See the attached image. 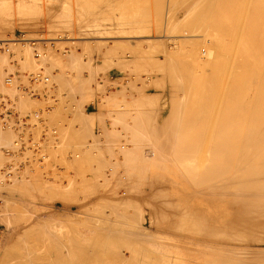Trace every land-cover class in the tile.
I'll use <instances>...</instances> for the list:
<instances>
[{"label":"bare ground","instance_id":"1","mask_svg":"<svg viewBox=\"0 0 264 264\" xmlns=\"http://www.w3.org/2000/svg\"><path fill=\"white\" fill-rule=\"evenodd\" d=\"M4 1H6V0H0V37H3V36H1V34H3V32H5L6 30L9 31V29L12 28L11 30L13 31V28L17 24V20L13 17V15H14V13L12 12L13 10L10 11V9L12 8L11 4L4 2ZM89 1H87V2H89ZM100 1H102V0H100ZM148 1L146 0V2H148ZM154 1H156V0H154ZM18 2H19V0H18ZM67 2H69V1H67ZM84 2H86V1L84 0ZM143 2H144V0H143ZM158 2H160L158 10L161 11V13H164L163 11H166L164 6H166L167 0H159ZM80 3H82V2H80ZM138 3H139V1H138ZM168 3H169L168 4L169 7H167V8L169 9L168 13H170V16H169L170 18L169 19L166 18V19H168V21H169L168 22L169 28L172 27L173 28L172 30L175 32V35H176V36H174V32H171L173 34L172 36H174V37L169 36L170 40L172 39L171 42L173 43V45L175 47L174 48L175 52H177L176 50L180 49L181 47H186L189 50H190V48H192V50L188 51V53L191 52L190 53L191 55L189 54L190 56L189 55L188 56L190 58L192 57V59L194 58V63H193V60H192V63L195 64V67L192 64L185 66L183 62H182L183 64H181L180 61L178 62V60H176L177 58H175V57L173 59L172 56H177L178 52L176 54L172 55V53H174V51H171V50H167V52H166L167 53L166 56L169 59L172 58V60H169V59L167 60L168 62L169 61L171 62V63L169 62V65L164 64V65L158 66V70H156L154 67H152L153 65L155 66V63L152 66L148 65L147 67L150 68L149 66H151L153 69H155L154 71H160V74H161L162 72L165 73L166 71H168L170 65L172 64L173 68H174V73L173 72L172 73H173V75H175L174 76L175 78L173 77L174 80L177 79V80H179V82L181 80L184 81L183 84H181L182 82L178 83L181 85V86L179 85L180 87L177 84V82H178L177 80H176L177 82L173 81V82H176L175 84H177V89L175 90V93H177V95L176 94L175 95L177 98H179L178 95L183 94L182 96H185L184 100L186 98V100H185L186 102L185 101L183 102L182 101L183 99L180 100V98L179 99L175 98L176 99L175 101H174V99L170 98L171 101H173V105H171L169 107V109L170 108L171 109L168 113V116L166 117L165 120H163L162 124L157 125V124H153V123L150 124L149 122H156L158 117L154 118L153 116H156L157 112H162L165 110L164 108H162L161 110H159L160 108L157 109V107L160 106L163 102V95H161V94H150L149 93L150 95H143L144 92L142 93V89H141L143 86L140 88H137V86L135 84V86L137 88L136 90L141 89V92H140L141 94L138 92L140 97H137V95H136L137 99L134 98V89L127 88V89H125V91L124 90L119 91V89H118L119 92L117 91L118 94H120V95L122 94V96L124 95L123 97L121 96L123 98V100H121L120 97H118L117 93H116L117 97H115L114 95H113L114 96L113 97L111 95L113 99H109V101L106 100V101H108V104H114L118 108H122L120 105V101L123 102L124 104H126L125 101L128 100V98L126 97V94H128L130 97L129 98L130 102H132V100L134 102V99H135L136 100L135 102L140 101L139 103L137 102L138 105L139 104L145 105V107L142 106L144 108H146V107L149 109L153 108V109L148 110L147 114H145L146 111H144V114L146 116L144 114H142V115L136 114V111H135L136 115H132L133 119L132 118H129V119L126 118L128 120H130V119L133 120V121L132 120L130 121V122H133V124H130V126L127 125L129 127H127L125 125V127H127V129L123 126V124H122V126L124 127L123 129H121L122 127L117 128V125L114 126V129L112 127H110L113 130L112 134L110 135V133H109L110 128H109V130H107V129H105V127H106L105 126L104 127V129H105L104 134L106 136L104 134H102V135H104L103 137H105V140L108 138V140L110 141L111 144L113 142H115V144H116L112 149H111V147H108V150H106V151L103 150V151H105L106 153H109L110 149H111L113 151V153H115L123 161L122 162L120 160L121 162H119V165L117 162V165L121 166L123 164L124 167L126 168L124 170L123 169L124 167L123 168L116 167L115 172H113V169H114L113 166L114 165H112L113 168H112V170H110L111 174H109L110 173L109 169L111 167L109 165L110 167H109L107 172L110 176H108V177H113L115 174L119 173V171H122V174H123V170H124V174L121 176V174L119 173L120 177L117 174L119 179L117 178L115 180L117 182L120 181L121 185H118L120 183H118V184L115 183L114 187L116 185H118L119 188L123 187L127 190V192L129 191L128 192L129 194H132L133 196L131 195L128 199L126 198L127 200L122 199L121 200L122 204H119L121 201L119 203H116L115 201L105 200V199L100 201L101 199L99 198L100 200H99V204H97L98 206L96 205V209L91 207L94 210L91 209L90 214H92L91 212L95 211V210H100L98 212L99 213L101 212V214H102L103 211L106 210V208L107 209L109 208V209H111V211L113 209H114L113 211L116 210L115 214H117L116 215L117 217H116V222H114V223L112 222L114 219L112 221H110V218L112 217L109 215V213L111 214L110 210H109L110 212L108 211L109 213L107 212L108 213L107 215H106V213L105 214L103 213V215H106V219H104L105 218V216H104V218H101L102 219L101 221H98L99 220L98 218L100 215L97 217L98 214H96V215L94 214L95 217H97L98 222L95 221V218L93 220V218H91L88 215L87 218L90 217V219H92V221H93L92 222L90 219L86 218L88 221H90L88 223V225H90L89 227H91V225L93 224L91 228H93V227L95 228V229L93 228L94 231L92 230L93 231L92 233L87 232V231L81 233V231L83 229L86 230L85 225H83L84 226L83 227L81 225V223L79 224L80 228L78 227L79 230L77 229V227H76V229H74L75 227L71 228V226L72 225L75 226V224L71 223L72 224L71 225L69 221H68V223L70 225L69 229L65 228L64 230H62V229L57 230L56 227L53 228L50 225V223H52V222L48 221V220H50V218L46 217L47 219H45L43 216L45 221H43V218H42L43 222L41 220H40L41 221L40 222L39 218H38V222H40V223L35 221L37 223V225L35 224L34 226H33V224L30 223L32 226H30V227L28 226L29 228H26V231H24L25 229L23 228V231H21L22 235L20 234L19 237L15 236L16 239L15 238L12 239L15 242H13V243L11 242L12 243L11 244L8 241L9 245L11 244L10 246L9 245L7 246L8 248H5L6 247L5 241L7 238L5 235H8L6 233L8 231V230L6 231V229H8L7 226L14 223L13 225H16V226H13V227H15V228L17 227V229H18L19 226L17 224L20 225V223H23V224L28 223V221H26L27 219L25 218L28 214L29 215L27 216V218L30 217L32 213L36 214V212H32V211L37 210V212H38L40 210V209L34 210L36 208L35 206L40 205V204H37L35 202L31 203V204L30 203L26 204L27 203L26 202L25 205H23L24 208H22V206H21L23 204L22 201L20 200L21 201V203H20V201L18 199H16L19 201L20 206L14 205L18 209V211H15V213L17 212L18 214H14L12 212H14V209H16V208H11V207H12L14 202L17 205L18 201L13 200L11 197L13 196V198L15 199L14 194L16 192H18L17 194H21V196L22 195L25 196L26 195V194H24L25 192L28 193V195L26 197H28L29 195L32 196L31 192L33 191L32 189L34 187L29 189V187H31V186H26V185L32 184V186H33V182L35 181L34 183H36V180L34 179L35 177L33 178V176H35V175L37 176V173L38 172L40 173L41 172L40 170H42V168L43 169L48 168L46 166L45 167L43 166L42 168L39 167V169H38V168H36V166H38V165L42 166L45 163L48 166L52 165L53 159H55V158L57 159V160L56 159L54 160L56 163L55 166H57L58 159H61L59 157L61 155H57V154H59L60 150L62 148L64 149L67 146V144H68V146L65 148V151H67L66 153L68 154L69 159H71V157L73 158L75 156L76 159L78 160V158H79L78 155L81 153H79L77 151L78 148H76V147H75V151H77L76 153H79V154H75V152H73V150L71 151L72 153L69 152L71 150V148L74 149V147H71L70 145L71 144L73 145V143H77L78 147L83 146L82 149H85L84 143H87V144L91 143L90 140H89L90 141L89 143L86 141H87V138L90 139V134L92 133V126L94 125L95 120L96 119L98 120V118H99V120L102 121L103 120L102 117L105 115V113H103V116L101 114H99V116H98V115H95L94 113L88 114L87 112H84L83 109H85V108H83V106H87L86 104L89 103V99L94 96V93H92L93 91L86 86V83L82 78H80V79L85 84L83 82L77 83L78 79L76 76V79H77L76 83L78 85H76L75 88L71 83L69 85V87L73 88L72 90H76V91H74V94L75 95L78 94V96H80V99H79V97L77 99V95H76V97H74L73 93H70L71 89L69 90L67 88L68 86L66 87V85H68V82L70 80H67L68 77H67V79H64L63 74H62L63 77L61 76L60 79L66 85L63 84L61 82V80H60V82H57L59 80V78L56 77V84H57V87H56V85L54 84V81H55L54 77L58 76V73L56 75V74H54L55 72L53 73L52 71H55V69L58 68V67H55V65L58 62V60L56 59L57 57L53 56L48 60L45 57V52H44L43 48H37L34 45V47L37 48L34 50V47H30V46L28 47L29 44L25 43V45H24V42H30V43L36 42V43H38V40L37 41H35V40L31 41V39H30V41H29L27 39L25 41L24 36H22V39H18V38H14L12 35L11 36L14 38L13 39L12 37H10L12 40L11 39L9 40L8 38H7V40L6 39H0V107H5V108L10 110V113H7L4 117L0 116V255L2 254V256H4V257H2V259H5V261H6L5 262L4 260H2L1 256H0V264H3V263L4 264L5 263H8V264H10V263L11 264H34V262H35V260H33L34 258H36L35 264H264V0H168ZM76 6H78V5H76ZM88 6H89V4H88ZM88 6H86V7H88ZM123 6L125 7V5H123ZM36 7H38V6L36 5ZM70 7L71 6H69L68 8H70ZM23 8H24V6H23ZM41 8H43V7H41ZM68 8H66L67 11H69ZM80 8H83V7H80ZM147 8H149V7H147ZM12 9H14V8H12ZM70 9H72V7ZM90 9L93 10V8H89V10ZM180 9H182V10L184 9V11H186V13H185L186 16L183 17V15L181 14L183 19L179 18L180 13L182 12V10L180 11ZM78 10H79V8H78ZM147 10L148 9H146V11ZM84 11H85V9H84ZM87 11H88V9H87ZM95 12L96 11H94V13ZM166 12H165V14H168ZM32 13H34V12H32ZM142 13H144V12H142ZM165 14H164V17H165ZM20 15L24 18L26 13H20ZM28 15H31V14L28 13ZM40 15H41V13H40ZM67 16L69 17L68 14H67ZM159 16L157 17L158 19H159ZM161 16H162V14H161ZM62 18L64 19V17H62ZM124 18H125V16H124ZM162 19L164 20V18H162ZM178 19H180V20H178ZM21 20H24V19L21 18ZM160 22H163V21L161 20ZM91 23H92V21H91ZM163 24H165V23H163ZM176 25H177V28L179 26L182 27L185 25H187V26L189 25V27H192V29H194V30L192 32L188 31L187 33H184V34L181 32L182 34L179 35V33H176V30H178V32H179V31H181V28L180 29L175 28ZM69 26H70V24H69ZM167 28H168V25H167ZM167 28H164L163 30H165ZM174 28H175V30H174ZM184 29H182L183 32H184ZM81 30H82V28H81ZM99 30H100V28H99ZM127 30H125V31H127ZM144 30H143V33H146V32H144ZM132 31H133V29H132ZM135 31H137V30L135 29ZM161 31L159 34H161ZM109 32L111 33V31H109ZM137 32L139 33V31H137ZM137 32H135V35L138 36V34H136ZM169 32L170 31H168V34H171ZM94 33H96V32H94ZM100 33H102V32H100ZM104 33H106V32H104ZM129 33L133 34L132 37L135 36L134 33H132L131 31ZM143 33H142V31L139 33L141 35L138 37V39H143V40L148 39L149 41H151L149 38L150 37L149 33H147L149 35V37L145 34L143 35ZM156 33H158V32H156ZM115 34H116V32H115ZM124 34H128V33L124 32ZM131 34H129V35H131ZM177 34L179 36H177ZM87 35H88V33H87ZM102 35H103V33H102ZM162 35H163V33H162ZM132 37H130V38H132ZM154 38H156V37H154ZM158 38H160V37H158ZM92 39H94V37ZM48 40H50V39H47V42H48ZM143 40H142L143 44L141 43L142 45H144V42L147 41V40H144V41ZM115 41H113V42H115ZM154 41H155V39H154ZM154 41L152 39L151 42L157 43ZM134 42H138L139 44L136 43L138 46L141 45L139 40L138 41L134 40ZM151 42L147 43V45H149V44L151 45ZM100 43L101 42L99 41V44ZM126 43H128V45H129V42H126ZM126 43L123 42V45ZM33 44L34 43H32L31 45H33ZM40 44H42V43H40ZM119 44H120V42H119ZM119 44L117 43L116 46ZM131 44H133V43H131ZM88 45L89 44H87V46ZM103 45H104V43H103ZM103 45L101 43L102 47H103ZM123 45L121 43V45H119L117 47H119V48L120 47L121 48L126 47L125 45L124 46ZM156 45H152V46H156ZM12 46H15V48H13ZM17 46H19V47H17ZM22 46H26L25 49H28V51L30 48H33L29 51V53L31 55H34V58L29 53H27L28 51L25 52L24 57H22L21 56L22 51L24 52V50L21 49ZM101 46H99V47H101ZM105 46L106 45H104V47ZM117 47H115V44H114L113 48H111L109 46L108 47V49H110L109 52L111 51V49H115V48L117 49ZM127 47H126V49H127ZM164 47H165V45H164ZM22 48L24 49V47H22ZM90 48H91V46H90ZM136 48H134V50L131 49V51H135ZM149 48L151 50H153L152 47H149ZM172 48H173V46H172ZM98 49H100V48H98ZM138 49H139V47H138ZM140 49L142 50V47ZM85 50H87V49H85ZM92 50L93 51L90 50L91 51L90 54L94 52V48ZM154 50H156V49H154ZM180 50H182V49H180ZM116 51H118V49ZM146 51H148V50L146 49ZM164 51H165V49H164ZM31 52L34 54H32ZM109 52H107V53L109 54ZM149 52L150 51L147 52L148 53L147 55H149ZM151 52H153V51H151ZM88 53H89V51H88ZM100 53H101V51H99V54ZM116 53H118V52H116ZM122 53H124V52H122ZM154 53H151V54H154ZM166 53L164 52V54H166ZM137 54H139V52ZM142 54H143V52H142ZM164 54H163V57L165 56ZM179 54L184 55L183 52H180ZM186 54H187V52H186ZM121 55L122 54H120V56ZM132 55H135V53ZM6 56L7 57L11 56V58L9 57L10 59L8 60V58ZM20 56L22 57V60H21L22 62H19L20 58H21ZM106 56H109V55H106ZM113 56H115V55H113ZM116 56H117V54H116ZM155 56H157V55H155ZM30 57H32V60L34 62L36 61V63H34L35 64L34 67L37 70H35V68L33 66H31L33 69L28 68V66L30 67V65H34L33 62L31 63ZM124 57H123V59H124ZM137 57L135 56V58H137ZM144 57L146 58V56H143L142 58L140 57L141 59H139V60L144 59ZM151 57H153V56H151ZM79 58H81V57H79ZM104 58H105L104 59V65L101 66V68H103L102 73H105L104 71L106 69H109V67H111L113 64L115 65V63H113L111 66H109L108 63H110V62L108 60L110 58L108 60H107V57H104ZM117 58H118V56H117ZM190 58H188V60ZM15 59H17V60H15ZM73 59H75L74 56H73ZM100 59H102V57ZM155 59L157 60V58H155ZM155 59L153 61L156 62ZM178 59H179V56H178ZM11 60H13V61L9 62ZM45 60L48 61L46 64H45V62H46ZM120 60H122V59L120 58ZM135 60L133 57L132 59H130V61L129 60L128 61H129V63L130 62L132 63L133 61L135 62ZM180 60H183V59L180 58ZM79 61H81V60H78V63H79ZM110 61L112 62V60H110ZM117 61L118 60L116 59V62ZM124 61H126V60H124ZM124 61L122 60L123 63L121 62L122 63L121 65L124 67L128 66V61L126 64H124L125 63ZM118 62H119V64L116 63V65H119L118 68L122 67V66H120V61H118ZM162 62H164V61H162ZM162 62H160V63H162ZM9 63H11L10 67L12 69L10 67H8ZM21 63L24 64L25 68L27 67L28 69H32V70H30L31 73L34 72L29 77V82H27L28 80L22 81L20 79L21 78V74H19L20 72L19 73L14 72L13 75H10V72L12 70L17 71L16 70L17 66L19 68L18 70H20ZM42 63H44L45 66L48 64V67H49V65L53 64L52 65L53 68L51 69V66H50L49 68L43 69L44 67L41 66ZM73 63H75L74 60H73ZM142 63H144V62H142ZM158 63H159V60H158ZM160 63H159V65H160ZM187 63H189V62H187ZM190 63H191V61H190ZM5 64H7V65H5ZM37 64H39V65H37ZM67 64L70 65V67H71V63H67ZM148 64H149V62H148ZM86 65L87 64H85L84 67H86ZM135 65H136V63H135ZM145 65L143 64V66H145ZM5 66H7L8 69L10 68V72L8 71V69H6L7 67H5ZM13 66L15 68H13ZM75 66H77V65H75ZM133 66H134V64L132 65V68H135ZM22 67H23V65H22ZM40 67H42V68H40ZM124 67H123V69H126ZM132 68H131V70H132ZM137 68H138V65H137ZM26 69L25 70L21 69L20 71L23 70L22 72L25 73ZM47 69L48 70L50 69V71L47 72L48 71ZM78 69L83 70V68H77V72H78ZM171 69L172 68L170 67V71H171ZM33 70H35V71H33ZM45 70H47V71H45ZM90 70H93V69H90ZM126 70H128V69H126ZM140 70L143 71L142 68ZM148 70L149 69H147V72H148ZM30 71L28 70V72H26V73L29 74ZM44 71L47 72L48 75L50 73V75H49L50 77L48 75H46V73H44ZM56 71H57V69H56ZM137 71H138V69H137ZM52 73L54 74V76L52 75ZM156 73H154V74H156ZM8 74H9V76H8ZM130 74H132V73H130ZM60 75H61V73H60ZM161 76L159 78H162L163 76H164V78L167 77V76H165V74L162 77ZM22 77H23V75H22ZM51 77H52L53 81L50 79ZM133 77H134V75H133ZM138 77L139 76H137L136 78H138ZM23 78L27 79V75H26V77H23ZM130 78H132V77H129V79ZM150 78H151V76H150ZM138 79H136V81ZM144 79H147V78H144ZM169 79H171V78L168 76V80ZM20 80L22 81V83L24 85L26 84V82L28 84L26 86H24V85L20 84L21 83ZM64 80H67L68 82L66 83V82H64ZM154 80H157V78ZM129 81H131V80H129ZM106 82H108V81H106ZM115 82L117 83L118 81H115ZM124 82L126 83L127 81H124ZM142 82H148V81L143 80ZM164 82H165V80H164ZM60 83H62V85L65 86V90L68 89V91H65V93L68 92L67 94H63L60 96L59 93H63L62 88L64 89V87L61 86ZM110 83L113 85L114 82L113 83L110 82ZM90 84H91V81H90ZM104 84H105V81H104ZM133 84H134V82H133ZM152 84H153V82H152ZM171 84L172 83L170 82L169 85H171ZM58 85H59V90L61 87V92H58V90H57ZM115 85L116 84L114 83L113 87H115ZM141 85H142V83H141ZM144 85H145V83H144ZM153 85L155 86V88H157V90L162 89V86H160L161 85L160 83L159 84L156 83ZM162 85H163V83H162ZM173 85H171V88L173 87ZM89 86H91V85H89ZM101 86L103 87V84ZM101 86H100V91L104 95L105 92H103L104 89H102L103 91L101 90ZM104 86L107 87L108 86L107 83ZM117 86L120 87L119 85H117ZM145 90H146V87H145ZM100 91H99V93H100ZM162 92H163V90H162ZM171 92H173V91L171 90ZM138 93L136 92V94H138ZM100 95H101V93H100ZM173 95H174V92H173ZM111 96H109V97H111ZM188 97H191V99L190 98L188 99ZM118 98H119V101H118ZM138 98H139V100H138ZM27 100L29 101V103ZM30 100L35 101V103H37V102L39 103V104L38 103L35 104L34 102L33 103L31 102L32 104H35V105H43L44 104L43 106H45L46 108L35 111V113H33V114L30 113L32 115H29V112L30 111L32 112V110H30L28 112L26 110V107L28 105H29L28 107H30V105H32L30 103ZM64 100H66V101H64ZM73 100L76 102H74ZM24 101H27V103ZM42 102H45V103H42ZM47 102H49V103L52 102L53 106H56V105L58 106L59 104H57V103L60 102V106L62 108H59V106H58V108L56 107L58 109V111H59V109L63 110V106H64L63 111L65 112L64 114L66 116L64 115V119H63L62 116L60 115L61 119H63V122H62V120L60 122H55L57 120V118H56V120H54L55 119L54 115H52V117H53V120H52L50 115L54 113L53 109L55 107L52 106V103L50 104L51 106H49V104H48L49 107H47L46 106ZM77 102H78V104L81 103L80 109L78 108V107H80V104L75 105ZM24 103H25V105H24ZM40 103H42V104H40ZM63 103H65V104L63 105ZM71 103H75L74 105L77 108H75L73 110H77L78 112H76V111L74 112L72 110L71 106L73 107L74 105L73 104L71 105ZM137 103H135V106H133L134 104L132 103L133 104L132 106L135 109L140 107V105H139V107L136 106ZM22 105H24V106H22ZM68 106L70 107L72 112L68 111V110H70ZM154 108H156L157 110H155ZM24 109L28 112V114ZM135 109H133V110H135ZM140 109H141V107H140ZM62 110H61V112H63ZM55 111H56V109H55ZM67 112H70L69 113L70 115L72 113V116L75 115L73 113L77 114L76 117H74L75 120H77V123L75 120H74V122L76 124L79 123L78 125L82 126V128H81L82 130L81 129L78 130L77 128L79 126L76 127L75 126L76 124L74 122H73L74 124L72 122H70L74 126L64 122L65 119L67 118ZM137 112L139 113L140 111H137ZM110 113L111 112H109V114ZM116 113H118V112H116ZM127 113L129 115L130 112H127ZM106 114H107V112H106ZM113 114H114V112H113ZM121 114L122 113H118V121H120V122L122 121L121 120L122 119ZM72 116H71V120L69 119L70 117L68 118L70 121H73V119H74V118L72 119ZM130 116L126 115V117H130ZM55 117H57V116H55ZM104 118L107 119V117H104ZM111 118H114L116 121L115 116L110 117L109 119H111ZM98 121H97V123H98ZM124 122H126V121H124ZM99 123H98V126H99ZM101 123H103V122H101ZM127 123H129V122H127ZM101 127L103 128V126H101ZM101 127H98V128L100 129ZM72 128L73 129L76 128V130H78V131L76 132L74 130L75 131V133H74L73 130H70ZM102 128H101V132H102ZM120 129L125 131L124 133H126V136L123 134V135H121V137L117 138L118 136L116 135V133H120V131L115 132V130H120ZM69 130L72 131L74 134L73 133L70 134ZM106 130L109 133V135H107L105 133ZM82 131H83V133H82ZM123 131H121V132L123 133ZM84 132H86V133H84ZM100 133L98 132L97 134L100 135ZM113 134H114V136L116 135L117 137L114 138L115 140L112 139L113 141L111 142L110 138L114 137V136H112ZM129 135L131 136V138ZM10 136H11V138H10ZM93 136L94 135L91 136L92 141L94 139V138H92ZM12 137L14 140L12 139ZM100 137L98 136L97 138L94 139V141H96V139H98ZM103 137L101 139H103ZM122 137L127 138V140L126 141L119 140ZM4 139H6V141ZM7 139H9V141L12 139V141L9 142ZM116 139H118V140H116ZM105 140H103V141H105ZM98 141H99V139H98ZM7 142H9V143H7ZM100 142H95V143H97V145H98ZM116 142L117 143L120 142V143L117 144ZM110 143H108V144H110ZM143 143L151 145L149 148L152 147L155 152H151V149H152L151 148L150 149L151 154L150 153L147 154V152H145L147 147L145 148V146L141 145ZM93 144H92V146H93ZM102 144H103V142H102ZM102 144L100 143L101 146H102ZM95 145L96 144H94V146ZM100 145L96 146V148L91 149L89 147L88 149L90 151L93 150V152H94L95 151L94 149H97ZM69 147H71V148H69ZM88 149L83 151V153H85V154L83 155V157H82V155L80 156V157H82V158H80L81 160L83 158H86L84 156H87L88 159H90L89 157L91 156V154H92V156H94L95 153L91 152L89 154ZM103 149H105V147ZM106 149H107V147H106ZM204 149L208 150L207 151L208 153H206V151L202 152V150H204ZM80 150H81V148H80ZM65 151H63V152H65ZM61 153H62V151H61ZM66 153L65 154L62 153V154L67 155ZM73 153H74V156L72 155ZM198 153H199V155H198ZM203 153L206 156L208 154V156L206 158H205V156H202L200 158V154H203ZM88 154H89V156H88ZM99 154H102V153H100V151H99ZM110 154H111V152H110ZM110 154H108V156ZM64 155H62V156L64 157ZM105 156H106V154L104 156L100 155V157L98 155V157L100 158L99 159L100 161H98V160L94 161L95 158L92 157L93 158L92 162L97 163V161H98V162L102 163L104 161L101 160V157H104V159H105ZM108 156H107V159H108ZM193 156H194V158L196 156L199 158V160L197 159L198 162H200V159H202L204 157L205 159L204 158L203 159H204V161L206 160L205 161L206 163L203 160L202 161L205 163V165L201 166L200 163H198L200 165L199 166L198 164H195L196 160H194L192 158ZM65 157H67V156H65ZM75 157L73 158V162H77ZM50 159H52V162H51L52 164L51 163L49 164V162H48V161H51ZM88 159L87 160L85 159L87 161V163L90 162ZM107 159H105V162L108 161ZM111 159L109 160L110 164H111V162L113 163V161H111ZM61 160H59L60 163L62 162ZM64 160H65V158H64ZM193 160L195 163L193 162ZM66 161L67 160H65V162ZM83 161H84V159H83ZM86 161H84V163ZM32 162H34L37 165L32 164ZM65 162H64V164H65ZM115 162H116V160H115ZM66 163L68 166L69 163L68 162H66ZM71 163L69 164L70 165L69 167H71L73 165V164L71 165ZM79 163H80V161H79ZM84 163H83V166L82 165L81 166L85 169ZM101 163H98L97 165L99 166ZM104 163H102V164L104 165ZM92 164L93 163H91V165ZM32 165H35V167ZM75 165H77V164H75ZM75 165H73V166H75ZM88 165H90V164H88ZM88 165H86V167ZM93 165H96V164H93ZM105 165H106V163H105ZM115 165H116V163H115ZM30 166H32L34 169L36 168L35 170H38V172L35 171L36 172L35 175L31 174V175H33L32 178L34 181L29 177L30 174H29V176L27 175L28 174L27 169L29 170L32 168V167L30 168ZM100 166H102V165H100ZM77 167H79V166L77 165ZM77 167H73V169L74 168L76 169ZM105 167L108 168L107 165ZM153 167H155L157 169V171L154 174H150L149 168L152 169ZM51 168H52V166H51ZM66 168L68 169V167H66ZM88 168H90V167H88ZM94 168L95 167H91L92 171L90 169L89 170L86 169V170L88 172L89 171L93 172L95 169H97V167L95 169ZM98 168H101V167H98ZM102 168H104V167H102ZM117 168L120 170L117 171L116 170ZM53 169L55 170V168L53 167L51 172H53ZM56 169H58V168H56ZM63 169H62L63 171H60L61 173L62 172L64 173L65 168H63ZM79 170L80 169H78L77 177L79 174ZM71 172H73V171H71ZM99 172H97V170H96V172H95L96 176L95 177H97V178L95 180L92 179L93 181H97L98 179L100 180L99 177H101V176H102V178L104 177V175H100L101 173L99 174ZM54 173L55 172H53L52 175H54ZM65 173L68 174L67 170ZM97 173L99 175H97ZM24 174H26V176L29 177V181L32 180L31 183H29V181L26 180L27 178L24 179L25 178ZM108 174H106V176ZM65 175H63V176H65ZM85 175H86V173H85ZM85 175H84V173L83 174L81 173L79 175L78 179L80 182L78 185H80V187H82L83 189H84V187L88 186L89 189H87V190H89V192H90V190H92L91 188H92L93 183L91 184L92 180H90L91 181L90 182L88 177L85 178L86 177ZM111 175H113V176H111ZM41 176H42V174H41ZM108 177H107V179L109 180ZM55 178H57V177L55 176ZM55 178L53 177V180ZM58 178H60V177H58ZM66 178H67V175H66ZM74 178L76 179V175H74V177L71 179H74ZM75 179L72 180V183H73V181H75ZM38 180L40 181L39 178L37 179V181ZM45 180H47V179H45ZM105 180H106V178L104 177V181ZM42 181H44V180H42ZM49 181L48 182L46 181V182L52 185L53 184L51 182L52 180L50 181L51 183ZM109 181L106 182L107 186L114 184L113 183L114 181H112L113 184L110 181V183L108 185ZM66 182H68V181H66ZM102 182H103V179H102ZM102 182L101 183L98 182L101 185V187H102L103 183H105V182H103V183ZM72 183H71V180H70V183L68 182L69 187L67 186V183H66L67 190H66V186H64L63 188H65L64 189L65 191H63V190H58L59 188L62 189L61 187H58V186H60V184H56L58 186L54 185L56 188L51 189V187H49L47 184H45V181H44L45 186L49 187L47 196L49 198L51 197V200H53V201H60V202L65 203V204L75 205L78 202V200H71L73 198L72 197L73 195L71 196L72 197L71 199L69 198L71 195V193L69 194V191L72 192L74 194V196L78 193V192L77 193L73 192L72 189L76 185H74V183L73 184ZM106 183L103 186V188L105 187L103 190L106 189ZM62 184H63V182L61 183V186H62ZM89 184H91V188H90ZM34 185L36 186V184H34ZM42 185H43V183H42ZM72 185H73V188H72ZM95 185H97V184L95 183L94 186ZM38 186H41V184L40 185L37 184L36 187H38ZM118 186L115 188L118 189ZM36 187H35L34 191L38 189ZM80 187L78 188V190L82 189ZM114 187H112V188H114ZM26 188L29 189L30 191L31 190L32 191L30 192ZM145 188H149L150 191L152 192V195L150 194L151 195L150 197L148 194H146ZM170 188L172 191V193H171L172 195H169L171 191H168V190ZM83 189H82V191L80 190L82 192V194L84 193ZM95 189L99 190V189H97V186L94 188V190ZM42 190H44V189H42ZM96 190L94 192L91 191L92 193H95V194H92V196L93 195L95 196L96 193H98V192L102 193L101 191L97 192ZM113 190L114 189H112V192H113ZM115 190H114V193L117 194V196L120 194H123V196L125 197L127 195L126 193H119L118 194L115 192ZM118 190L120 191V189H118ZM118 190H116V191L118 192ZM122 190H121V192H122ZM188 190H192V194L188 193ZM34 191H33V195H34ZM45 191H46V189H45ZM75 191H76V189H75ZM110 191H107V192L109 193ZM10 192H12L11 194H13V192H15V193L13 195H10V194H8ZM43 192L44 191H42L43 195L47 194V193H43ZM35 193H37V192L35 191ZM85 194L87 195L88 191ZM85 194H83L85 197H87L85 199L89 200L90 199V197L88 198L89 194L87 196ZM115 194H112L111 196L114 197ZM24 196H22V197H24ZM30 196L28 198H32ZM94 196H93V198H94ZM37 197H40V196L38 195V196H36V198ZM76 197H77V195L74 198L76 199ZM148 197H149V200H151V201L153 200L152 203L155 204V205L153 204V206L152 205L150 206V204L148 205V209L152 210L154 214H151L148 212L143 213V211H142L143 209L141 210L142 207L140 206L139 202L145 201V203L147 205ZM36 198H33L32 201H35V200L37 201L38 198L37 199ZM83 198L84 197L82 196V199ZM132 198H134V200ZM44 199H47V198L44 197ZM85 199H84V201H85ZM47 200H49V199H47ZM79 202H81V200H79ZM110 202H112V203H110ZM27 205H30L29 207H32V208L35 207L34 209H30L31 214L28 213L29 208ZM25 206H27L26 208H28V211L26 212V214H25V210H24ZM89 206H92V204ZM93 206L95 207V205H93ZM121 207L122 208H128V209L130 208L133 211H129L128 209L127 210L125 209L126 210L125 211ZM191 207L195 208L196 210H192ZM20 208H22L23 210L19 211ZM120 208L124 212H121V211L119 212L118 210ZM146 208H147V206H146ZM11 209H13V211H11ZM49 209H51V208H49ZM167 209H169V211ZM43 210H45V209H43ZM21 211L22 212L24 211V214L26 216H24V214L21 213ZM113 211H112V213H114ZM104 212H106V211H104ZM66 213H67V211H66ZM87 213L89 214V212H87ZM13 214L15 216H13ZM82 214H83V211H82ZM115 214H114V216H115ZM94 215H93V217H94ZM142 215H145V218L147 217L146 223L150 224L148 228H145L146 226H144L145 219L142 218ZM75 216H76V214H75ZM77 216H78V213H77ZM84 216H86V215H84ZM107 216H108V218L109 217L110 218L108 219ZM154 216L156 217L155 219H157V220L159 218V220L157 222L154 221V223L156 222L155 223L156 225H159V224L163 225L164 230L166 229L168 234H164L163 232L161 233V231H162L161 229L154 231L153 229L150 228L151 224L153 223V217ZM168 216H171V217H168ZM55 217L57 218V216H55ZM100 217H103V216H100ZM79 218H81V220H82V217H80V215H79ZM161 218H162V220H161ZM169 218H171V220H169ZM172 218H174V219L172 220ZM30 219L32 220V217H30ZM40 219H41V217H40ZM67 219L69 220V218H67ZM84 219L85 218H83V221L80 220L82 222V224L87 222L86 219H85L86 222H84L85 221ZM11 220L14 222H12ZM28 220H29V218H28ZM70 221H72V219ZM75 221H76V219H75ZM72 222H74V221H72ZM79 222H77L76 225H78ZM7 223H8V225H7ZM59 223H61V222H58V224ZM74 223H76V222H74ZM64 224L65 223H63V225ZM11 226H9V232L15 231V228L12 229ZM81 227H83L82 230H80ZM131 227H134V228H132L133 231H132ZM51 228H53V229H51ZM102 229L105 232H102ZM173 233H175V234H173ZM185 234H190L192 238H187ZM17 235H18V233H17ZM132 235H133V237H132ZM163 235L166 238L162 237ZM183 236H185L187 238V240H189V239L192 240L191 242H188L185 244L186 245L185 249H183L181 247V241L183 240V238H182ZM174 237H177L178 240L175 241ZM32 240L33 241L36 240L37 241L36 243H38V244L35 245V241L31 242ZM85 240H90L89 243H91V241H95V243L87 244L86 242H84ZM67 241H69V244L66 243ZM32 243H34V244H32ZM31 245H35V246H31ZM35 247H36V249H34ZM123 247H128L131 252H129V254H127V255L125 253H122L121 249ZM65 248H67V249H65ZM156 249L160 251L159 254L162 253V254H160L162 256L156 254V253H158V251L156 252ZM154 251L156 253H154ZM186 251H188L194 257H191V255L190 256L187 255L189 253ZM191 252H193V253H191ZM51 253L54 254V257H55L54 259L48 258V255H50ZM126 253H128V251H126ZM184 253H187V254H184ZM44 254L47 255L46 259H40V258H44V257H42V255H44ZM206 258H210V259H206ZM2 261H4V262L1 263Z\"/></svg>","mask_w":264,"mask_h":264},{"label":"rangeland","instance_id":"2","mask_svg":"<svg viewBox=\"0 0 264 264\" xmlns=\"http://www.w3.org/2000/svg\"><path fill=\"white\" fill-rule=\"evenodd\" d=\"M61 3H60V2ZM67 1H69V2H67ZM86 2L87 1H89V0H85ZM138 1H139V3H138ZM148 1V0H147ZM159 0H156V1H154V0H149L148 2H146V0H144V2H143V0L141 1V0H102V1H100V0H90L89 2H84V0H19V2H18V0H6V1H4V2H7V3H10L11 4V7L12 8H14V9H10V11H12L13 13H14V15H13V17L17 20V24H16V26L13 28V31L11 30V29H9V31L8 30H6L5 32H3V34H1V36H3V37H0V39H6L7 40V38L10 40L11 38L10 37H14V38H18V39H22V36H24V40L26 41L27 39L30 41V39H31V41H37L38 40V43H36V42H24V45H25V43H27V44H29L28 45V47L30 46V47H34V45L37 47V48H43V50H44V52H45V57L49 60L51 57H53V56H55V57H57L56 59L58 60V62H57V64L55 65V67H58V68H56L57 69V71H56V69H55V71H52L54 74H56L57 75V73H58V76H55L54 77V79H55V81H54V84L56 85V87H57V84H56V77H58L59 78V80L57 81V82H60V78H61V76L63 77V75H64V79H67V77H68V79L67 80H70L69 82L67 81V80H64V82H68V85H66L65 83H63L62 82V80H61V82L63 83V84H65L66 85V87L71 91H69L70 93H73V96L74 97H76V95H77V97H78V94H74V91H76V90H72L73 88H71V87H69V85H70V83L74 86V88H75V86L76 85H78L77 83H79V82H83L80 78H82L84 81H85V83H86V86L89 88V89H91L93 92L92 93H94V95H95V93L96 94H100L101 93V95H103V93L100 91V86L103 84V87L101 86V90L102 89H104V91L103 92H105V93H107V90H110V91H115L116 92V90H124L125 91V89H127V88H132V89H134V98H136L137 99V97H140V95H139V93L141 92V89H142V93L144 92V94L143 95H150V94H161V95H163V102H162V104L160 105V106H158L157 107V109H159V110H161L162 108H164L165 110L164 111H162V112H157V115L156 116H153L154 118H157L158 117V119L156 120V122H149L150 124L151 123H153V124H157V125H160V124H162V122H163V120H165L166 119V117L168 116V113H169V111H170V109H169V107L171 106V105H173V101H171V99L170 98H172V99H174V101L176 100V99H179L180 98V100L181 99H183L182 101L184 102L185 100H186V98H185V100H184V97L185 96H182L181 94H179L178 95V97L179 98H177L176 97V95H177V93H175V90L177 89V84L178 83H180V82H182L181 84H183L184 83V81L183 80H181L180 82H179V80H177V79H175L174 80V76L175 75H173V73H174V68H173V65L171 66L170 65V67L172 68L171 69V71H170V67H169V70L168 71H166L165 73L164 72H162L161 74H160V71H154L155 69L156 70H158V66H161V65H166V64H168L169 65V62L167 61L169 58L166 56L167 55V50H171V51H174V53H172V55H174V54H176L177 52H178V55L177 56H172L173 57V59H174V57L175 58H177L176 60H178V62L180 61V63L181 64H183L184 63V65L185 66H188L189 64L191 65H193L194 67H195V64H193L194 63V58L192 59V57L190 58L189 56L191 55L190 53L191 52H189L188 53V51H190V50H192V48H190V50L189 49H187L186 47H181L180 49H182V50H180V49H178V50H176L177 52H175V47H174V45H173V43L171 42V40H170V37H174V36H176L175 35V32L172 30L173 28L172 27H170L169 28V21H168V19L170 18L169 16H170V13H168L169 12V9L167 8V7H169L168 6V0H167V3H166V6H164L165 7V10L167 11H163L164 13H161V11H159L158 10V7H159V5H160V2H158ZM77 2V3H76ZM80 2H82V3H80ZM84 2V3H83ZM129 2V3H128ZM136 2V3H135ZM154 2V3H153ZM181 2V1H180ZM24 3V4H23ZM36 3V4H35ZM70 5H69V4ZM76 3V4H75ZM113 3V4H112ZM117 3V4H116ZM135 3V4H134ZM80 4V5H79ZM84 4V5H83ZM86 4V5H85ZM88 4H89V6H88ZM92 4V5H91ZM139 4V5H138ZM156 4V5H155ZM24 6V8H23V6ZM36 5L38 6V7H36ZM71 6L72 7V9H70V8H68L69 6ZM76 5H78V6H76ZM104 5V6H103ZM123 5H125V7L123 6ZM133 5V6H132ZM150 5V6H149ZM158 5V6H157ZM67 6V7H66ZM83 7V8H80V7ZM85 6V7H84ZM86 6H88V7H86ZM144 6V7H143ZM41 7H43V8H41ZM115 7V8H114ZM147 7H149V8H147ZM31 10H30V9ZM37 8V9H36ZM66 8H68L69 9V11H67L66 10ZM78 8H79V10H78ZM89 8H93V10L92 9H90L89 10ZM109 8V9H108ZM136 8V9H135ZM21 9V10H20ZM35 9V10H34ZM41 9V10H40ZM84 9H85V11H84ZM87 9H88V11H87ZM96 9V10H95ZM104 9V10H103ZM117 9V10H116ZM122 9V10H121ZM133 9V10H132ZM142 9V10H141ZM146 9H148L147 11H146ZM168 9V10H167ZM20 10V11H19ZM27 10V11H26ZM29 10V11H28ZM71 10V11H70ZM141 10V11H140ZM182 9H180V11H181ZM36 11V12H35ZM94 11H96L95 13H94ZM126 11V12H125ZM129 11V12H128ZM159 11V12H158ZM31 12V13H30ZM32 12H34V13H32ZM51 12V13H50ZM53 12V13H52ZM59 14H58V13ZM140 12V13H139ZM142 12H144V13H142ZM165 12L166 13H168V14H165ZM20 13H26V15H25V17L23 18L21 15H20ZM28 13L29 14H31V15H28ZM40 13H41V15H40ZM63 13V14H62ZM66 13V14H65ZM87 13V14H86ZM94 13V14H93ZM129 13V14H128ZM149 13V14H148ZM180 13V12H179ZM185 13H186V11H184V9L182 10V12L180 13V17L179 18H182V15H183V17L184 16H186L185 15ZM46 14V15H45ZM55 14V15H54ZM67 14L69 15V17L67 16ZM86 14V15H85ZM93 14V15H92ZM121 14V15H120ZM142 14V15H141ZM151 14V15H150ZM161 16V14H162V18H164V20L159 16V15ZM164 14H165V17H164ZM182 14V15H181ZM71 15V16H70ZM84 15V16H83ZM90 15V16H89ZM141 15V16H140ZM147 15V16H146ZM157 15V16H156ZM21 16V17H20ZM24 16V15H23ZM66 16V17H65ZM100 16V17H99ZM106 16V17H105ZM124 16H125V18H124ZM145 16V17H144ZM150 16V17H149ZM159 16V19L157 18ZM167 16V17H166ZM57 17V18H56ZM62 17H64V19L62 18ZM21 18L22 19H24V20H21ZM137 20H136V19ZM166 18H168V19H166ZM69 19V20H68ZM119 19V20H118ZM133 19V20H132ZM183 19V18H182ZM57 20V21H56ZM88 20V21H87ZM125 20V21H124ZM142 20V21H141ZM158 20V21H157ZM163 21V22H160V21ZM166 20V21H165ZM178 20H180V19H178ZM91 21H92V23H91ZM94 21V22H93ZM98 21V22H97ZM80 22V23H79ZM129 23V24H128ZM149 23V24H148ZM159 23V24H158ZM163 23H165V24H163ZM168 23V24H167ZM69 24H70V26H69ZM75 24V25H74ZM95 24V25H94ZM179 24V23H178ZM177 24V25H178ZM167 25H168V28H167ZM177 25L175 26V28H177ZM180 25V24H179ZM156 26V27H155ZM160 26V27H159ZM163 27V28H162ZM81 28H82V30H81ZM99 28H100V30H99ZM130 28V29H129ZM148 28V29H147ZM158 28V29H157ZM161 28V29H160ZM164 28H167V29H165V30H163ZM175 28H174V30H175ZM181 28V31H179L178 32V30H176V33H179V35H181L182 33L184 34V33H187L188 31H190V32H192L194 29H192V27H189V25L187 26V25H185V26H182V27H178L177 29H180ZM185 28V29H184ZM128 29V30H127ZM132 29H133V31H132ZM135 29L137 30V31H139V33L142 31V33H143V30H144V32H146V33H143V35L145 34V35H147L148 37H149V35H150V40L152 41V39H153V41H154V39H155V41L154 42H157V43H153V42H151V41H149L148 39H144V40H147L146 42H144V45H142L143 44V42H142V40L143 39H138V37L141 35V34H139L137 31H135ZM147 29V30H146ZM151 31H150V30ZM160 29V30H159ZM172 31H171V30ZM182 29H184V32H183V30ZM192 29V30H191ZM125 30H127V31H125ZM149 30V31H148ZM162 30V31H161ZM109 31H111V33L109 32ZM132 32V33H134V35H135V32H137L136 34H138V36L137 35H135L134 37H132V35L133 34H131V33H129V32ZM160 31H161V34H159L160 33ZM164 31V32H163ZM168 31H170L169 33H171V32H174V36H172L173 34L171 33V34H168ZM94 32H96V33H94ZM100 32H102L103 33V35H102V33H100ZM104 32H106V33H104ZM115 32H116V34H115ZM124 32L126 33H128V34H124ZM152 32V33H151ZM156 32H158V33H156ZM182 32V33H181ZM27 33V34H26ZM87 33H88V35H87ZM110 33V34H109ZM147 33H149V35L147 34ZM162 33H163V35H162ZM55 34V35H54ZM90 34V35H89ZM124 34V35H123ZM129 34H131V35H129ZM154 34V35H153ZM158 34V35H157ZM12 35V36H11ZM142 35V36H143ZM160 35V36H159ZM178 34H177V36H179ZM17 36V37H16ZM122 36V37H121ZM124 36V37H123ZM129 36V37H128ZM146 36V37H147ZM156 37V38H154V37ZM163 36V37H162ZM170 36V37H169ZM12 37V38H13ZM94 37V39H92ZM120 37V38H119ZM130 37H132V38H130ZM147 37V38H148ZM158 37H160V38H158ZM168 37V38H167ZM13 38V39H14ZM62 38V39H61ZM67 38V39H66ZM113 38V39H112ZM130 40H129V39ZM159 40H158V39ZM41 39V40H40ZM46 41H45V40ZM47 39H50V40H48V42H47ZM57 39V40H56ZM132 39V40H131ZM12 40V39H11ZM52 40V41H51ZM54 40V41H53ZM56 40V41H55ZM116 40V41H115ZM119 40V41H118ZM134 40L135 41H138L139 40V42H140V46H138L136 43H138V42H134ZM143 40V41H144ZM158 40V41H157ZM167 40V41H166ZM170 40V41H169ZM98 41V42H97ZM99 41L102 43V45H103V43H104V45H106L105 47L107 48H105L104 47V45H103V47L101 46V43L99 44ZM113 41H115V42H113ZM129 42V45H128V43H126V42ZM149 41V42H148ZM162 41V42H161ZM81 42V43H80ZM85 44H84V43ZM119 42H120V44H119ZM123 42L124 43H126V44H124L126 47L128 46H130L129 48L127 47V49H126V47H123L124 45H123ZM151 42V45L149 44V45H147V43H150ZM32 43H34L33 45H31ZM40 43H42V44H40ZM71 43V44H70ZM119 44V45H121V43H122V47L123 48H119V47H117V46H119V45H117L116 46V44ZM131 43H133V44H131ZM136 45H135V44ZM87 44H89L88 46H87ZM99 44V45H98ZM114 44H115V47H117V49H118V51H116L115 49H111V51L109 52V50L110 49H108V47L110 46L111 48H113L114 47ZM133 46H131V45ZM139 44V43H138ZM157 44V45H156ZM160 44V45H159ZM85 45V46H84ZM152 45H156V46H152ZM164 45H165V47H164ZM20 46V45H19ZM19 46H17V47H19ZM27 46V45H26ZM26 46H22V47H24V49L21 47V49L22 50H24V52L22 51V57H24V53L25 52H27L28 51V49H25L26 48ZM39 46V47H38ZM90 46H91V48H90ZM99 46H101V47H99ZM144 46V47H143ZM172 46H173V48H172ZM13 48H15V46H12ZM16 47V48H17ZM27 47V48H28ZM36 47H34V50L35 49H37ZM86 47V48H85ZM132 47V48H131ZM137 47V48H136ZM138 47H139V49H138ZM142 47V50L140 49ZM147 47V48H146ZM149 47H152V49L153 50H151ZM155 47V48H154ZM188 47V46H187ZM90 48V49H89ZM94 48V52L93 53H91L90 54V52L91 51H93L92 49ZM97 48V49H96ZM98 48H100V49H98ZM134 48H136L135 49V51H131V49L132 50H134ZM168 48V49H167ZM185 50H184V49ZM189 48V47H188ZM31 49H33V48H30L29 49V51L31 50ZM85 49H87V50H85ZM138 49V50H137ZM146 51V49L148 50V51H150L149 52V55H147L148 53V51H144V50ZM154 49H156V50H154ZM164 49H165V51H164ZM174 49V50H173ZM20 50V49H19ZM26 50V51H25ZM33 50V51H34ZM91 50V51H90ZM101 51V53L99 54V51ZM29 51L27 52V53H29ZM87 51V52H86ZM88 51H89V53H88ZM98 51V52H97ZM109 52V54L107 53V52ZM143 52V54H142V52ZM151 51H153V52H151ZM161 51V52H160ZM166 53V54H164V52ZM187 52V54H186V52ZM116 52H118V53H116ZM122 52H124V53H122ZM126 52V53H125ZM139 52V54H137ZM155 52V53H154ZM180 52H183L184 53V55L183 54H179ZM32 53V52H31ZM65 53V54H64ZM72 53V54H71ZM85 53V54H84ZM103 53V54H102ZM115 53V54H114ZM130 53V54H129ZM135 53V55H132V54H134ZM141 53V54H140ZM151 53H154L155 55H157V56H155L154 54H151ZM165 55L164 57H163V54ZM30 54V53H29ZM32 54H34V53H32ZM77 54V55H76ZM115 55V56H113V55ZM116 54H117V56H118V58H117V56H116ZM120 54H122L121 56H120ZM137 54V55H136ZM145 54V55H144ZM190 54V55H189ZM31 55V54H30ZM98 55V56H97ZM104 55V56H103ZM106 55H109V56H106ZM139 55V56H138ZM146 56V58L144 57V59H142V60H139V59H141L143 56ZM189 55V56H188ZM12 56V55H11ZM11 56H6L7 58H8V60L11 58ZM20 56V57H21ZM33 58H34V55H31ZM70 56V57H69ZM73 56L75 57V59H73ZM125 56V57H124ZM135 56L138 58H135ZM151 56H153V57H151ZM178 56H179V59H178ZM181 56V57H180ZM185 56V57H184ZM188 56V57H187ZM10 57V58H9ZM22 57L20 58V61L19 62H22L21 60H22ZM32 57H30L31 58V63L33 62V64L34 63H36V61L34 62L33 60H32ZM79 57H81V58H79ZM83 57V58H82ZM102 57V59H100ZM104 57H107V60L110 62V63H108L109 64V66H111L113 63H115V65L113 64L111 67H109V69H106L104 72L105 73H102L103 72V68H101V66H103L104 65ZM123 57H124V59H123ZM134 57V60H135V62L133 63L134 64V66L133 67H135V68H132V63L130 62L129 63V61H130V59H132ZM141 57V58H140ZM151 57V58H150ZM69 58V59H68ZM78 58V59H77ZM120 58L124 61V60H126V61H124L125 63L124 64H126L127 63V61H128V66H126V67H124V66H122L121 64L123 63L122 62V60H120ZM148 58V59H147ZM150 58V59H149ZM153 58V59H152ZM155 58H157V60L155 59ZM167 58V59H166ZM180 58L181 59H183V60H180ZM186 58V59H185ZM188 58H190L189 60H188ZM116 59L118 60V61H120V66H122V67H120V68H118L119 67V65H116V63H118L119 64V62L117 61L116 62ZM146 59V60H145ZM156 60V62L155 61H153V60ZM165 59V60H164ZM14 60V59H13ZM13 60H11V61H9V62H12ZM15 60H17V59H15ZM19 60V59H18ZM73 60H74V62L75 63H73ZM78 60H81V61H79V63H78ZM102 60V61H101ZM110 60H112V62L110 61ZM138 60V61H137ZM151 60V61H150ZM158 60H159V63L160 62H162V61H164V62H162V63H160V65H159V63H158ZM162 60V61H161ZM169 60H172V58L171 59H169ZM175 60V61H176ZM192 60H193V63H192ZM46 61V60H45ZM84 61V62H83ZM87 61V62H86ZM140 61V62H139ZM147 61V62H146ZM153 61V62H152ZM185 61V62H184ZM190 61H191V63H190ZM48 61H46L45 62V64L47 63ZM88 63L87 65H86V67H84L85 65H84V63ZM122 62V63H121ZM142 62H144V63H142ZM148 62H149V64H148ZM152 62V63H151ZM177 62V61H176ZM183 62V63H182ZM187 62H189V63H187ZM67 63H71V67H70V65H69V67L67 68L66 66H65V64H67ZM90 63V64H89ZM135 63H136V65H135ZM155 63V66L153 65ZM171 63V62H170ZM179 63V64H180ZM11 63H9L8 65V67H10L11 65H10ZM143 64L145 65V66H143ZM5 65H7V64H5ZM22 65H23V67H22ZM37 65H39V64H37ZM53 65V64H52ZM52 65H49V67L51 66V69L53 68L52 67ZM74 65V66H73ZM75 65H77V66H75ZM137 65H138V68H137ZM148 65H153L152 67H154L155 69H153L151 66H149L150 68H148L147 66ZM20 66V65H19ZM31 66H35V64L34 65H30V67L28 66V68H32ZM41 66L42 67H44L43 69H45V68H49L48 67V64L45 66L44 65V63H42L41 64ZM91 66V67H90ZM5 67H7V66H5ZM8 67L6 68V69H8ZM37 67V66H36ZM39 67V66H38ZM42 67H40V68H42ZM83 68V70L82 69H78V72H77V68ZM123 67L124 68H126V69H128V70H126V69H123ZM11 68V67H10ZM10 68L8 69V71L10 72ZM13 68H15L14 66H13ZM27 68V67H26ZM25 67H24V64H22L21 63V68H20V70L21 69H26ZM27 68V69H28ZM35 68V67H34ZM85 68V69H84ZM99 68V69H98ZM122 68V69H121ZM131 68H132V70H131ZM143 69V71L142 70H140V69ZM145 68V69H144ZM12 69V68H11ZM19 68H16V70L17 71H15V70H12L11 72H10V75H13L14 74V72H20L21 73V80L23 81H25V80H28L27 82H29V77L34 73V72H32L31 73V71L30 70H32V69H28L30 72H29V74L28 73H26V72H28V70L26 69V72L24 73V72H22V71H20V70H18ZM53 69V70H54ZM73 69V70H72ZM90 69H93V70H90ZM98 69V70H97ZM137 69H138V71H137ZM147 69H149L148 70V72H147ZM151 69V70H150ZM35 70H37L36 68H35ZM35 70H33V71H35ZM48 70V69H47ZM47 70H45V71H47ZM101 70V71H100ZM44 71V73H46V75H48V73L47 72H49L50 71V69L47 71V72H45ZM69 71V72H68ZM82 71V72H81ZM87 71V72H86ZM94 71V72H93ZM141 71V72H140ZM153 71V72H152ZM8 72V73H9ZM81 72V73H80ZM93 72V73H92ZM134 72V73H133ZM136 72V73H135ZM152 72V73H151ZM157 72V73H156ZM169 72V73H168ZM173 72V73H172ZM36 73V72H35ZM52 73V75L54 76V74ZM60 73H61V75H60ZM89 73V74H88ZM127 73V74H126ZM130 73H132V74H130ZM148 73V74H147ZM154 73H156V74H154ZM171 73V74H170ZM63 74V75H62ZM104 74V75H103ZM137 74V75H136ZM158 74V75H157ZM165 74V76H167V77H165L164 78V75ZM168 74V75H167ZM170 74V75H169ZM22 75H23V77H26V75H27V79H24L23 77H22ZM49 75H50V73H49ZM48 75V76H49ZM51 75V76H52ZM81 75V76H80ZM93 75V76H92ZM124 75V76H123ZM133 75H134V77H133ZM163 77H162V76ZM173 75V76H172ZM8 76H9V74H8ZM47 76V77H48ZM76 76H77V79H76ZM95 76V77H94ZM102 76V77H101ZM104 76V77H103ZM132 77V78H130L129 79V77ZM137 76H139L138 78H136ZM150 76H151V78H150ZM162 77V78H159V77ZM168 76L171 78V79H169L168 80ZM50 77V76H49ZM75 77V78H74ZM174 77V78H173ZM23 78V79H22ZM110 78V79H109ZM126 78V79H125ZM144 78H147V79H144ZM157 78V80H154V79H156ZM159 78V79H158ZM52 81H53V79H52V77L50 78ZM80 79V80H79ZM86 79V80H85ZM128 79V80H127ZM136 79H138L137 81H136ZM20 80V81H21ZM76 80H77V83H76ZM100 80V81H99ZM120 80V81H119ZM129 80H131V81H129ZM144 80H147L148 82H142V81ZM154 80V81H153ZM160 80V81H159ZM163 80V81H162ZM164 80H165V82H164ZM178 82H177V81ZM22 81H21V83L20 84H22V85H24L23 83H22ZM89 81V82H88ZM90 81H91V84H90ZM104 81H105V84L107 83V85L109 86H104L105 84H104ZM106 81H108V82H106ZM115 81H118L117 83L115 82ZM124 81H127L126 83L124 82ZM136 81V82H135ZM168 81V82H167ZM173 81H176L177 82V84H175L176 82H173ZM26 82V84L24 85V86H26L28 83ZM110 82H114L116 85H115V87H113L114 86V83H113V85L110 83ZM121 84H120V83ZM123 82V83H122ZM133 82H134V84H133ZM152 82H153V84H156V83H160L161 85L160 86H162V89H159V90H157V88H155V86L152 84ZM170 82L172 83L171 85H173V87L171 88V85H169L170 84ZM62 83H60V85L61 86H63L62 85ZM84 83V82H83ZM84 83V84H85ZM134 85H132V84ZM141 83H142V85H141ZM144 83H145V85H144ZM162 83H163V85H162ZM165 83V84H164ZM135 84H136V86H137V88H140V87H142L141 89H139V90H136L137 88H136V86H135ZM150 84V85H149ZM89 85H91V86H89ZM117 85H119L120 87H118ZM132 85V86H131ZM141 85V86H140ZM147 85V86H146ZM180 84H178V86H179ZM93 86V87H92ZM117 86V87H116ZM146 87V90H145V87ZM153 86V87H152ZM181 86V85H180ZM179 86V87H180ZM64 87V89L62 88V92L63 93H59L60 94V96L61 95H63V94H67V93H65V91H68V89H66L65 90V86H63ZM78 87V86H77ZM123 87V88H122ZM149 87V88H148ZM151 87V88H150ZM175 87V88H174ZM174 89V90H173ZM57 90H58V92H61V87H60V90H59V85H58V88H57ZM136 90V91H135ZM144 90V91H143ZM162 90H163V92H162ZM171 90L174 92V95H173V92H171ZM73 91V92H72ZM99 91H100V93H99ZM136 92L138 93V94H136ZM177 92V91H176ZM104 93V94H105ZM150 93V94H149ZM171 93V94H170ZM179 93V92H178ZM141 94V93H140ZM176 94V95H175ZM72 95V94H71ZM136 95H137V97H136ZM171 96V97H170ZM174 98H173V97ZM183 97V98H182ZM62 98V97H61ZM176 98V99H175ZM191 99V97H188V99ZM61 100V99H60ZM59 100V101H60ZM122 100V99H121ZM138 100H139V98H138ZM28 101V100H27ZM27 101H24V102H26L27 103ZM49 101V100H48ZM64 101H66V100H64ZM74 101V100H73ZM136 100L134 99V106H135V103H139L140 101H137V102H135ZM35 103V101H31L30 100V103ZM61 102V101H60ZM60 102H58L57 104H59L58 106H59V108H62L61 106H60ZM74 102H76V101H74ZM186 102V101H185ZM28 103H29V101H28ZM31 103V104H32ZM38 103V102H37ZM37 103H35V104H37ZM42 103H45V102H42ZM42 103H40V104H42ZM52 103V102H51ZM51 103H49V102H47L46 103V106L47 107H49V106H51L50 104ZM138 103L136 104V106L137 107H139V105H140V107H141V109H140V107L139 108H137V109H135L134 110V115H136V114H144V111H146V113L145 114H147L148 113V110H150V109H153V108H144L145 107V105H141V104H139L138 105ZM172 103V104H171ZM35 104H32V105H30V107H28L27 105V107H26V110L29 112L30 110H32V112L30 111L29 112V115H32L33 113H35V111H38V110H40V109H45L46 107L45 106H43V105H35ZM39 104V103H38ZM48 104H49V106H48ZM65 103H63V105H64ZM74 105L75 103H71V105ZM78 104V102L75 104V105H77ZM80 104V107H78L79 109L81 108V103H79ZM78 104V105H79ZM24 105H25V103H24ZM24 105H22V106H24ZM55 105V104H54ZM62 105V104H61ZM71 106V108H72V110L73 109H75V108H77L76 106ZM86 105H88V104H86ZM120 105H121V107H124L123 105H125L123 102H121L120 101ZM52 106H53V103H52ZM58 106L56 105V106H53V107H55L54 109H53V112L55 113H53V114H51L50 115V117L52 118V120H53V117H52V115H54V120H56V118H57V120L55 121V122H60L61 120H62V122H63V119H64V106H63V110L62 109H59V111H58ZM142 106H144V107H142ZM57 107V108H56ZM69 107V106H68ZM24 108V107H23ZM35 110H34V109ZM83 108H85V109H83L84 110V112H86L85 110L87 109V106H83ZM55 109H56V111H55ZM69 109H70V107H69ZM78 109V110H79ZM119 109H121V108H119ZM155 110H157L156 108H154ZM25 110V109H24ZM23 110V111H24ZM25 110V111H26ZM34 110V111H33ZM61 110L63 111V112H61ZM72 110L70 109V110H68V111H71L72 112ZM158 110V111H159ZM26 111V112H27ZM74 112L76 111V112H78L77 110H73ZM135 111H136V114H135ZM137 111H140L139 113L137 112ZM143 113H142V112ZM28 112H27V114H28ZM59 112V113H58ZM30 113H32V114H30ZM70 112H67V118L65 119V121L64 122H66V123H68V124H71L72 126H74L73 124L75 123L74 122V120H75V118L74 117H76V113H73V114H75V115H73L72 116V113H71V115L69 114ZM59 116H58V115ZM144 114V115H145ZM156 114V113H155ZM62 116V118L63 119H61V116ZM69 115V116H68ZM154 115V114H153ZM55 116H57V117H55ZM66 116V115H65ZM71 116H72V119H73V121H70L71 120ZM146 116V115H145ZM70 117V118H69ZM70 120H69V119ZM78 118V117H77ZM68 119V120H67ZM59 120V121H58ZM111 120V119H110ZM76 121V123H77V120H75ZM70 122H74L73 124L72 123H70ZM79 122V121H78ZM111 122H112V120H111ZM75 123V124H76ZM79 124V123H78ZM78 124H76L75 126H79ZM82 124V123H81ZM70 125V126H71ZM81 128H82V126H80ZM117 131H120V133H116V135L118 136H114V134L112 135V136H114L113 138L111 137L110 138V140H111V142L113 141L112 139H114L115 137H117V138H119V137H121V135H125L126 136V133H124L125 131H123V130H115V132H117ZM121 131H123V133L121 132ZM91 133V132H90ZM93 133V134H92ZM92 135H94L92 138H97L96 136H95V134H94V125L92 126ZM90 134V139L89 138H87V141L86 142H90L91 141V143H89V144H87V143H84L85 144V146L87 147H85L84 146V148L85 149H82L83 148V146L82 147H78L77 146V143H73V145L71 144L70 146L71 147H74V149H72L71 147H69V148H71V150L69 151V152H71L72 150H73V152H75V154H79V153H81V154H79L78 156H79V158H78V160L76 159V157L74 156V153L72 154L74 157H75V159L77 160V162H73V158L71 157V159H69V157H68V154L66 153L67 151H65V148L68 146V144H67V146L62 150H60V153L59 154H57V155H61V156H59L61 159H58V161H57V166H55V159H53V164L51 163L52 162V159H50L51 161H48L49 162V164L51 163L52 165H47L46 163V165L44 164V165H42V166H40V165H38V166H36V168H38L39 169V167H48L47 169H43L42 168V170H40L41 172L39 173L38 172V170H35L32 166H34L35 167V165H37V164H35L34 162H32V164H35V165H32V166H30V168L32 169H27V172H28V176H29V174H30V178L33 180V178L36 180V183H34L33 182V186H32V184L30 185H26V186H31V187H29V189H31V188H33L32 190L34 191V189H35V187L37 186V184L38 185H40L41 184V186L43 187H41V186H38V187H36V188H38L37 190H35L37 193H35V191H34V195H33V191L31 192L29 189H27V190H29L30 192H31V195L32 196H30V197H32V198H28V197H26L27 195H28V193L27 192H25L24 194H26L25 196L24 195H22V196H24V197H22L21 196V194H17L18 192H13V194H14V196H15V199L13 198V196L11 197L13 200H16V199H18L19 201L21 200L22 201V208H24V206L23 205H25V203L26 204H31V203H37V204H40V205H37V206H35L34 208H32V207H29L30 205H27L28 206V208H29V211H28V208H26L27 206H25V214H26V212L28 211V213H30L31 214V212H30V209H34V210H36V209H40L38 212H37V210L36 211H32V212H36V214L34 215L33 213L31 214V216L30 217H32V220L30 219V217H28L29 218V220H28V218H27V216L29 215H25L24 214V211L22 212L21 211V213H23L24 214V216H26L25 218L27 219L26 221H28V223H20V225L19 224H17L18 226H19V228L17 229V227L15 228V227H13V226H16V225H13V224H11V225H9V226H11V228L13 229V228H15V231H10L9 232V226H7L8 227V229H6V233L8 234V235H5L7 238H6V241H5V248H8L7 246L9 245V242L11 243H13V242H15V241H13L12 239H16V237H19L20 236V234L22 235V233H21V231H23V228L25 229L24 231H26V228H29L30 226H32L31 224H33V226L36 224L37 225V223L36 222H38V218H39V221L41 220L42 221V218H43V216H44V218L45 219H47L46 217H49L50 218V220H48L49 222H52V223H50V225L53 227V228H57V230L59 229V230H64L65 228L66 229H69L70 228V225H69V223H68V221L70 222V224L72 223V224H75V226L74 225H72L71 226V228H74V229H76V227H77V229L79 230V228H80V226H79V224L81 223V225L83 226V225H85V227H86V230H84L83 229V227H81V229L80 230H82L81 231V233H83V232H93L94 231V229L93 228H91L92 227V225H91V227H89L90 225H88V223L90 222V221H88L87 219H90V217L91 218H93V220H94V218H95V221H97L98 219V221H101L102 219L101 218H104V216H105V218L104 219H106V215L111 211V209H107L106 208V210H104V211H106V212H104L103 210V213L105 214L106 213V215H103V213L101 214V212L99 213L98 211H100V210H95V211H92L91 213L92 214H90V211H91V209L92 210H94L93 208H95L96 209V205L97 204H99V200L100 201H102V200H109V201H115L116 203H119L122 199H125V200H127L132 194H129L128 192H127V190L125 189V188H123V187H121V188H119V186L118 185H121V182L119 181V182H117V181H115L117 178H118V175H119V177H120V174H121V176L124 174V170L126 169L125 167H124V165L122 166H118L119 165V162H121L122 161V159H120L115 153H113V151L111 150L116 144H115V142H113L112 144L110 143V141L108 140V138L105 140V137H103L104 135H102V132H101V134H100V138H98L99 139V141H98V139H96V141H94V139H93V141L91 140V135ZM8 136V135H7ZM87 136V135H86ZM106 136V135H105ZM130 136V135H129ZM88 137V136H87ZM103 137V139H101ZM10 138H11V136H10ZM9 138V139H10ZM124 137H122L121 139H119V140H124V141H126L127 140V138H124ZM130 138H131V136H130ZM133 138V137H132ZM9 139H7L8 141H9ZM12 139H13V137H12ZM12 139L10 140V141H12ZM5 141H6V139H4ZM14 140V139H13ZM90 140V141H89ZM103 140H105V141H103ZM115 140V139H114ZM116 140H118V139H116ZM9 141V142H10ZM101 141V142H100ZM9 142H7V143H9ZM95 142H100L101 144H102V142H103V144H102V146L100 145V143L98 144V145H100L97 149H94L95 151L93 152V150L92 151H90L88 148L90 147L91 149H93V148H96V146H98L97 145V143H95ZM96 144L95 146H94V144ZM108 143H110V144H108ZM117 143V142H116ZM118 143H120V142H118ZM117 143V144H118ZM87 144V145H86ZM91 144V145H90ZM92 144H93V146H92ZM90 145V146H89ZM142 146H145V148H146V150H145V152H147V154H151V152H155L154 150H153V148L151 149V148H149L151 145H148V144H146V143H143V144H141ZM75 147L76 148H78V152L79 153H76L77 151H75ZM102 149H101V148ZM105 147V149H103ZM106 147H107V149H106ZM108 147H111V149H110V152H111V154H110V152L109 153H106L105 151L106 150H108ZM68 148V149H69ZM80 148H81V150H80ZM149 148V149H148ZM88 149V153L90 154L91 152L92 153H95L94 154V156H92V154H91V156L93 157V158H95V160L94 161H96V160H98V161H100L99 159V157H100V155L102 156H104L105 154H106V156H105V159H107V156H108V154H110L109 156H108V161H106L105 162V159H104V157H101V160L102 161H104L105 163H106V165H107V167L108 168H106L105 166V163L104 162H102V163H104V165L101 163V162H98L97 161V163L96 162H92L93 161V158L90 156L89 158L90 159H88L87 158V156H84V157H86V158H83L84 159V161H86L87 159L91 162V163H93V164H96V165H91V163L89 162V163H87V161L84 163V161H83V159L81 160L80 158H82L83 157V155L85 154V153H83V151H85V150H87ZM150 149H151V152H150ZM97 150V151H96ZM103 150H105V151H103ZM61 151H62V153H66L67 155H64V154H62L61 153ZM63 151H65V152H63ZM82 151V152H81ZM99 151H100V153H102V154H99ZM205 152L206 151V153H208L207 151L208 150H206V149H204V150H202V152ZM97 152V153H96ZM105 152V153H104ZM108 152V151H107ZM72 153V152H71ZM200 153V152H199ZM199 153H198V155H199ZM87 154V153H86ZM89 154H88V156H89ZM62 155H64V157L62 156ZM82 155V157H80ZM98 155H99V157H98ZM113 155V156H112ZM115 155V156H114ZM65 156H67V157H65ZM202 156H205V158L208 156V154H207V156L203 153V154H200V158L202 157ZM58 157V156H57ZM58 157V158H59ZM98 159H97V158ZM115 159H114V158ZM52 158V157H51ZM64 158H65V160H67L66 162H68L69 164L71 163V165L73 164V165H75V164H77L79 167H77V165H75V166H71V167H69L70 165L68 164V166H67V163L65 162V160H64ZM111 159V161H113V163L111 162V164H110V159ZM118 158V159H117ZM194 160H196L195 162H194V160H193V162L195 163V164H198V163H200V165L202 166V165H205V161H204V159L202 158V159H200V162H198V160H199V158L196 156L195 158H194V156L192 157ZM74 159V160H75ZM86 159V160H85ZM198 159V160H197ZM57 160V159H56ZM59 160H61L62 162L60 163V161ZM69 160V161H68ZM75 160V161H76ZM115 160H116V162H115ZM121 160V161H120ZM205 162H203V161ZM79 161H80V163H79ZM64 162H65V164H64ZM82 162V163H81ZM108 162V163H107ZM117 162H118V165H117ZM123 162V161H122ZM75 163V164H74ZM79 163V164H78ZM83 163H84V167H85V169L82 167L83 166ZM87 163V164H86ZM98 163H101L100 165H102V166H98L97 164ZM115 163H116V165H115ZM202 163V164H201ZM88 164H90V165H88ZM121 164V163H120ZM54 165V166H53ZM82 165V166H81ZM86 165H88L87 167H86ZM111 167H110V166ZM112 165H114L113 167H114V169H113V172H115V168L116 167H118V168H123L124 170H123V174H122V171H119V173H117V174H115L114 176L113 175H111V176H113V177H108V176H110L109 174H111V171L110 170H112ZM199 165V164H198ZM199 165V166H200ZM51 166H52V168L54 167L55 168V170L53 169V172H55L54 173V175H52L53 174V172H51L52 171V168H51ZM66 167H68V169L66 168ZM73 167H77L75 170L73 169ZM81 167V168H80ZM88 167H90V168H88ZM91 167H97V169H95L93 172H91L92 171V169H91ZM98 167H101V168H98ZM102 167H104V168H102ZM109 167H110V169H109ZM56 168H58V169H56ZM63 168H65V171H64V173L62 174L60 171H63L64 169ZM71 168V169H70ZM106 168V169H105ZM116 169L117 171L118 170H120V169ZM34 169V170H33ZM51 169V170H50ZM63 169V170H62ZM78 169H80L79 170V174H78V177H79V175L82 173H84V175H85V173H86V177L85 178H89V181L90 180H95L97 177H95L96 176V174H95V172H96V170H97V172H99V174L100 175H104V177L106 178V180L107 181H111V183H112V181H114L112 184L113 185H109V183H110V181L108 182V185L109 186H107V181L105 182L104 181V177L102 178V176L101 177H99L100 178V180L98 181H93L92 180V182H91V184H92V188H91V184H89V186H90V188L92 189V190H90V192L92 191V192H94L95 190H94V188L97 186V189H99V190H96L97 192L98 191H101L102 193H100V192H98V193H96V195L94 196V198H93V196H92V194H95V193H90L89 192V190H87V189H89V187L88 186H86V187H84V189L82 188V187H80V185H78L79 184V179H78V177H77V172H78ZM86 169H90L91 171H87ZM100 169V170H99ZM103 169V170H102ZM105 169V170H104ZM108 169H109V174H108ZM46 170V171H45ZM66 170H67V173L68 174H66L65 172H66ZM73 171V172H71V171ZM83 170V171H82ZM85 170V171H84ZM30 171V172H29ZM33 171V172H32ZM38 172L37 173V176L35 175L36 174V172ZM44 171V172H43ZM58 171V172H57ZM75 171V172H74ZM116 171V172H117ZM149 171H150V174H154V173H156V171H157V169L155 168V167H153L152 169L151 168H149ZM26 172V171H25ZM26 172V173H27ZM88 172V173H87ZM103 172V173H102ZM112 172V173H113ZM126 172V171H125ZM51 173V174H50ZM75 173V174H74ZM91 173V174H90ZM95 175H94V174ZM108 174L107 176H106V174ZM31 174H34L35 176H33V175H31ZM41 174H42V176H41ZM61 174V175H60ZM67 175V178H66V175ZM98 173H97V175H99ZM25 176V178L24 179H26L27 181H29V177H27L26 176V174H24ZM63 175H65V176H63ZM71 175V176H70ZM74 175H76V179H75V181H73V183H74V185H76L74 188H73V185H72V190H73V192L75 193H77L76 195H77V197H76V199L74 198L75 196H74V194L72 193V192H70L69 191V194L71 193V195H70V199L71 200H78V202L75 204V205H73V204H65V203H62V202H60V201H53V200H51V197L49 198L47 195H48V188L49 187H51V189H54V188H56L54 185H56V184H60V186H58V185H56V186H58V187H61L62 189H58V190H63V191H65L64 189L65 188H63L64 186H66V183H67V186L69 185L68 184V182L70 183V180H71V183H72V180H74V179H71V178H73L74 177ZM32 176H33V178H32ZM55 176L57 177V178H55ZM63 176V177H62ZM70 178H69V177ZM117 176V177H116ZM53 177L55 178L54 180H53ZM58 177H60V178H58ZM95 177V178H94ZM107 177L109 178V180L107 179ZM116 177V178H115ZM40 179V181L43 183V185H42V183L38 180L37 181V179ZM113 178V179H112ZM44 180L45 181V184H47L48 186H45V184H44V181H42V180ZM45 179H47V180H45ZM52 181H51V180ZM64 179V180H63ZM67 179V180H66ZM69 179V180H68ZM102 179H103V182H105L106 183V189L105 190H103L104 188H103V186L105 185V183H103L102 182ZM112 179V180H111ZM119 179V178H118ZM32 180L31 181H29V183H31L32 182ZM51 181L53 184V186L51 185V184H49V183H47L48 181ZM63 180V181H62ZM47 181V182H46ZM49 181V182H50ZM55 183H54V182ZM66 181H68V182H66ZM77 181V182H76ZM40 184H39V183ZM50 182V183H51ZM60 182V183H59ZM63 182V184H62V186H61V183ZM97 184V185H95L94 186V184L95 183ZM103 183V185H102V187H101V185L99 184V183ZM65 183V184H64ZM72 183V184H73ZM115 183L116 184H118V183H120V184H118V185H116L115 187H117L118 186V189H120V191L117 189V188H115L114 187V185H115ZM34 184H36V186L34 185ZM99 185V186H98ZM67 186H66V190H67ZM80 188H82L83 189V194H85V193H87V191H88V194L90 195H88V198L90 197V199L89 200H87V199H85V198H87V197H85L83 194H82V189H79L78 190V188L79 187ZM170 186V185H169ZM41 187V188H40ZM53 187V188H52ZM69 187V186H68ZM99 187V188H98ZM112 187H114V188H112ZM116 189V190H118V192L115 190V192L116 193H126L127 195L124 197L123 196V194H120V195H118L117 196V194H115L114 193V190H113V192H112V189ZM42 189H44V190H42ZM45 189H46V191H45ZM50 189V190H51ZM75 189H76V191H75ZM87 191H86V190ZM111 191H110V190ZM123 189V190H122ZM125 189V190H124ZM146 190V194H148L149 195V197L152 195V192L150 191V189L149 188H145ZM26 190V191H27ZM44 191L43 193H47V194H42V191ZM71 190V191H72ZM78 190V191H77ZM81 190V191H80ZM85 190V191H84ZM121 190H122V192H121ZM28 191V192H29ZM40 191V192H39ZM107 191H110L109 193L107 192ZM150 191V192H149ZM81 192V193H80ZM107 192V193H106ZM12 192H10V193H8V194H10V195H13V194H11ZM188 193H191L192 194V190H188ZM36 194V195H35ZM41 194V195H40ZM68 194V195H69ZM81 194V195H80ZM112 194H115V196L114 197H112L111 195ZM129 194V195H128ZM151 194V195H150ZM171 194V193H170ZM40 196V197H37L36 198V196ZM45 198H47V199H49V200H47V199H44V197ZM46 195V196H45ZM67 195V194H66ZM73 195V196H72ZM79 195V196H78ZM86 195V194H85ZM86 195V196H87ZM103 195V196H102ZM172 195V194H171ZM34 196V197H33ZM42 196V197H41ZM72 196V197H71ZM82 196L84 197L83 199H82ZM117 196V197H116ZM133 196V195H132ZM92 197V198H91ZM103 197V198H102ZM149 197H148V199H147V201L149 202H147V205H146V203H145V201L143 202V201H140L139 202V204H140V206L142 207L141 208V210L143 211V213H145V212H148V213H151V214H154L153 213V211L152 210H150V209H148V205L150 204V206L152 205L153 206V204L154 203H152V201L151 200H149ZM24 198V199H23ZM33 198H36L37 199V201L35 200V201H32L33 200ZM78 198V199H77ZM100 198V199H99ZM127 198V199H126ZM41 199V200H40ZM84 199H85V201H84ZM133 200H134V198H132ZM18 200H16V201H18ZM79 200H81V202H79ZM136 200V199H135ZM19 201L17 202V205H16V203L14 204L13 203V205H12V207L11 208H16L15 206H18L19 205ZM21 201H20V203H21ZM24 201V202H23ZM118 201V202H117ZM76 202V201H75ZM110 203H112V202H110ZM115 203V204H116ZM92 204V206H89V205H91ZM119 204H122V201L119 203ZM15 205V206H14ZM93 205H95V207L93 206ZM110 205V204H109ZM155 205V204H154ZM20 206V205H19ZM42 206V207H41ZM98 206V205H97ZM107 206V205H106ZM146 206H147V208H146ZM41 207V208H40ZM44 207V208H43ZM48 207V208H47ZM53 207V208H52ZM91 207H93V208H91ZM19 208V207H18ZM22 208H20L19 209V211L20 210H23ZM49 208H51V209H49ZM122 208V207H121ZM119 209L118 211L120 212H124L122 209H128V208H122V209ZM152 208V207H151ZM192 208V207H191ZM17 209V208H16ZM16 209H14V212H12V213H14V214H18L17 212L15 213V211H18V209L16 210ZM27 209V210H26ZM43 209H45V210H43ZM87 209V210H86ZM110 210V211H109ZM114 210V209H113ZM112 210V211H113ZM125 210V211H126ZM129 211H133L132 209H128ZM168 211H169V209H167ZM192 210H196L195 208H192ZM11 211H13V209H11ZM64 211V212H63ZM66 211H67V213H66ZM71 211V212H70ZM82 211H83V214H82ZM97 211V212H96ZM109 211V212H108ZM112 211H111V214L109 213V215L110 216H112L111 218H110V221H112L113 219V223L114 222H116V215L117 214H115L116 213V210L115 211H113L114 213H112ZM81 212V213H80ZM87 212H89V214L87 213ZM108 212V213H107ZM128 212V211H127ZM77 213H78V216H77ZM87 213V214H86ZM170 213V212H169ZM13 214V216H15ZM59 214V215H58ZM64 214V215H63ZM75 214H76V216H75ZM96 214H98L97 215V217L100 215V216H103V217H100L99 216V218L97 219V217H95V215ZM114 214H115V216H114ZM171 214V213H170ZM61 215V216H60ZM79 215H80V217H82V220H81V218H79ZM84 215H86V216H83ZM88 215L90 216L89 218H87L88 217ZM93 215H94V217H93ZM108 215V216H109ZM34 216V217H33ZM41 217V219H40V217ZM55 216H57V218L55 217ZM72 216V217H71ZM108 216H107V218H108ZM79 219H78V218ZM115 217V218H114ZM168 217H171V216H168ZM24 218V219H25ZM44 218H43V221H45L44 220ZM48 218V219H49ZM66 218V219H65ZM67 218H69V220L67 219ZM83 218H87L86 220H87V222H86V220L84 221V222H86V223H84V224H82V222L81 221H83ZM108 218V219H109ZM142 218H144L145 219V223H144V226H146L145 228H148L149 227V225L150 224H147L146 223V218H145V215H142ZM156 217L154 216L153 217V223L151 224V229H153L154 231H157L158 229H161L162 231H161V233L163 232L164 234H168L167 233V230L165 229L164 230V227H163V225H156L155 223L159 220V218H158V220L157 219H155ZM35 219V220H34ZM72 219V221H74V222H76V223H74V222H72V221H70ZM75 219H76V221H75ZM174 218H172V220H173ZM54 220V221H53ZM80 222H79V221ZM91 221H92V219H90ZM161 220H162V218H161ZM164 220V219H163ZM166 220V219H165ZM169 220H171V218H169ZM178 220V219H177ZM12 221V220H11ZM10 221V222H11ZM25 221V220H24ZM36 221V222H35ZM40 221V222H41ZM42 221V222H43ZM47 221V220H46ZM97 221V222H98ZM154 221H156L155 223H154ZM12 222H14V221H12ZM34 222V223H33ZM40 222H38V223H40ZM57 222V223H56ZM58 222H61V223H59L58 224ZM77 222H79L78 223V225H76L77 224ZM93 222V221H92ZM31 223V224H30ZM63 223H65L64 225H63ZM58 224V225H57ZM155 224V225H154ZM6 225V224H5ZM7 225H8V223H7ZM54 225V226H53ZM95 225V224H94ZM148 225V226H147ZM29 226V227H28ZM62 226V227H61ZM68 227V228H67ZM79 227V228H78ZM90 229H89V228ZM10 228V229H11ZM53 228H51V229H53ZM132 228H134V227H131V229ZM91 230V231H90ZM93 230V231H92ZM19 231V232H18ZM132 231H133V229H132ZM101 232V231H100ZM102 232H105L103 229H102ZM17 233H18V235H17ZM133 234V233H132ZM173 234H175V233H173ZM186 235V237L187 238H192L191 237V235L190 234H185ZM16 236V237H15ZM132 237H133V235H132ZM162 237H165L164 235L162 236ZM185 236H183L182 238H183V240L181 241V247L183 248V249H185L186 248V243H188V242H191L192 240L191 239H189V240H187V238H186ZM166 238V237H165ZM11 239V240H10ZM174 240L176 241V240H178V238L177 237H174ZM9 241V242H8ZM35 241V245H37L38 243H36L37 241L36 240H34ZM33 240L31 241V242H34ZM84 242H86L87 244H91V243H95V241H91V243H89L90 242V240H85ZM11 243V244H12ZM67 244H69V241H67L66 242ZM10 244V245H11ZM32 244H34V243H32ZM9 245V246H10ZM35 245H31V246H35ZM68 247V246H67ZM4 248V249H5ZM254 248V247H253ZM252 248V249H253ZM34 249H36V247L34 248ZM65 249H67V248H65ZM36 251V250H35ZM126 251H128V253H126ZM158 251V253H156ZM121 252L122 253H125L126 255L127 254H129V252H131L130 250H129V248L128 247H123L122 249H121ZM156 252L154 251V253H156V254H158V255H160V254H162V253H160L159 254V250H157L156 249ZM186 252H188V251H186ZM189 253V252H188ZM191 253H193V252H191ZM184 254H187V253H184ZM45 255V254H44ZM42 255V257H44V258H40V259H46V257H47V255ZM187 255H191L190 253L189 254H187ZM1 256V259H2V257H4V256H2V254L0 255ZM160 256H162V255H160ZM191 257H194L193 255H191ZM48 258H52V259H54L55 257H54V254H50V255H48ZM38 259V258H37ZM206 259H210V258H206ZM2 260H4L5 261V259H2ZM33 260H35V262H36V258H34ZM4 261H2L1 263H3ZM6 262V261H5ZM35 262H34V264H35ZM10 263V262H9ZM4 264V263H3ZM5 264H8V263H5ZM11 264V263H10Z\"/></svg>","mask_w":264,"mask_h":264},{"label":"crops","instance_id":"3","mask_svg":"<svg viewBox=\"0 0 264 264\" xmlns=\"http://www.w3.org/2000/svg\"><path fill=\"white\" fill-rule=\"evenodd\" d=\"M85 64H88V63H84V65ZM65 66L68 68V64H65ZM17 68H18V66H17ZM19 74H21V73H19ZM108 91V90H107ZM118 90H116V92L115 91H108L107 93H105L104 95H100V94H95L92 98H90L89 99V103H88V105H87V110H86V112L88 113V114H95V115H98L99 116V114H101L102 116H103V113H105V115L102 117V119L104 120H99V118H98V120L96 119L95 120V123H94V134H95V136H100L99 134H97L98 132L100 133L101 132V126H103V128H102V134H104V131H105V129H107V130H109V128L110 127H112L113 129H114V126H116L117 125V128H120V127H122L121 129H123L124 127H125V125L127 126V125H129L130 126V124H133V122H130L132 119H133V116L132 115H134V102H133V100H132V102H130L129 101V95L128 94H126V97L128 98V100L127 101H125L126 102V104L124 105V107H122L121 109H119L116 105H114V104H108V101H109V99H113L112 98V96L114 95L115 97H117V94H118V92L120 91H118ZM117 93V94H116ZM108 94V95H107ZM112 95V96H111ZM120 94H118V97H120V99H122L123 100V96H122V94L119 96ZM106 96V97H105ZM109 96H111V97H109ZM113 96V97H114ZM122 96V97H121ZM79 97V99H80V96H78ZM78 97H77V99H78ZM103 97V98H102ZM126 98V99H127ZM125 99V100H126ZM106 100H108V101H106ZM118 101H119V98H118ZM133 103V104H132ZM133 105V106H132ZM106 112H107V114H106ZM109 112H111L110 114H109ZM113 112H114V114L116 113V112H118V113H122L121 114V122L120 121H118V113H116L115 115L113 114ZM127 112H130L129 113V115H128V113ZM125 113V114H124ZM110 115V116H109ZM125 115V116H124ZM126 115L127 116H130V117H126ZM115 116V118H116V121H115V119L114 118H111V120H112V123H111V120L109 119L110 117H114ZM104 117H107V119L106 118H104ZM109 117V118H108ZM125 118V119H124ZM126 118H132V119H130V120H128V119H126ZM106 119V120H105ZM128 120V121H127ZM97 121H98V123H99V126H98V123H97ZM124 121H126V122H124ZM133 121V120H132ZM101 122H103V123H101ZM120 122V123H119ZM125 124H124V123ZM127 122H129V123H127ZM110 123V124H109ZM127 123V124H126ZM122 124H123V126H122ZM101 125V126H100ZM111 125V126H110ZM121 125V126H120ZM106 126V127H105ZM119 126V127H118ZM129 126H127V127H129ZM77 127V126H76ZM80 127V126H79ZM77 128L78 130L79 129H81V127L80 128ZM98 127H101L100 129L98 128ZM104 127H105V129H104ZM127 127H125L126 129H127ZM112 128H110V131H109V133H110V135L112 134V132H113V130H112ZM70 130H73V132L75 133V131L77 132L78 130H76V128L75 129H70ZM69 130V132H70V134L71 133H73L72 131H70ZM75 130V131H74ZM82 130V129H81ZM107 130H106V134L107 135H109V133L107 132ZM80 132V131H79ZM73 133V134H74ZM82 133H83V131H82ZM84 133H86V132H84ZM101 134V133H100ZM85 135V134H84ZM105 135V134H104ZM83 137V136H82ZM168 191H171V188L168 190ZM168 193V192H167ZM170 193H172V191L170 192ZM169 195H171V194H169Z\"/></svg>","mask_w":264,"mask_h":264},{"label":"built area","instance_id":"4","mask_svg":"<svg viewBox=\"0 0 264 264\" xmlns=\"http://www.w3.org/2000/svg\"><path fill=\"white\" fill-rule=\"evenodd\" d=\"M7 113H10V110L5 107H0V116L4 117Z\"/></svg>","mask_w":264,"mask_h":264}]
</instances>
